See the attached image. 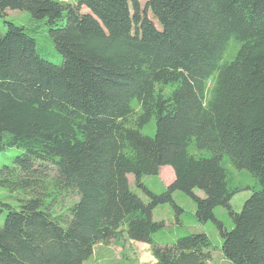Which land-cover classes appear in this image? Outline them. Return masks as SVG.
Instances as JSON below:
<instances>
[{"label":"trees","instance_id":"obj_1","mask_svg":"<svg viewBox=\"0 0 264 264\" xmlns=\"http://www.w3.org/2000/svg\"><path fill=\"white\" fill-rule=\"evenodd\" d=\"M64 2L0 0L46 19L63 55L50 61L24 26H0V152L23 150L0 182L32 192L19 209L3 204L0 264H84L98 243L125 236L150 244L156 264H209L204 232L154 241L165 226L154 209L181 210L177 190L196 201L199 222L217 224L230 264H264V0ZM153 119L155 135L143 134ZM226 156L261 184L239 212ZM165 165L175 177L155 193L143 177ZM50 184L78 194L67 212L45 203Z\"/></svg>","mask_w":264,"mask_h":264},{"label":"rangeland","instance_id":"obj_2","mask_svg":"<svg viewBox=\"0 0 264 264\" xmlns=\"http://www.w3.org/2000/svg\"><path fill=\"white\" fill-rule=\"evenodd\" d=\"M142 2L145 4V0H142ZM68 3L76 4L77 0H65L64 4L67 5ZM1 10L3 11L1 12ZM83 10L84 12H89V9L85 6ZM66 12L67 9H64V14H66ZM5 20L14 21L18 25L24 26L36 38L38 50L44 58L57 64L63 62V55L58 51L50 35L46 19H36L31 12L27 10L3 9L1 7L0 26L4 31L7 30ZM227 55L225 56L226 59L228 58ZM211 83L212 82L208 84L209 88L212 85ZM165 89L169 91L171 86H167ZM156 130L157 125L155 119L141 128L143 134L152 136L155 135ZM22 151L23 150L20 148L11 147L6 151L0 152V178L2 175V168L5 165L10 167L14 166L15 156ZM191 151L197 155L209 154L207 150L200 151L194 146H191ZM224 165L228 172L230 186L241 187V190L237 191L231 199L232 209L239 212L245 200L251 196L255 190L261 188V184L257 177L247 169H237L228 160L227 156ZM174 177L173 168L170 165H165L161 167L159 174L145 175L143 177V182L153 192L163 193L167 186L173 181ZM129 179L131 181L132 191L140 195L145 201H149L145 191L135 183L133 174H129ZM46 191L47 195L44 196L45 203L50 204L51 209L57 214L67 212L68 208L79 199L76 192L72 190L59 191L51 184ZM196 191L198 194L203 195L200 190ZM31 195L32 192L28 191V189H12L4 186L0 182V208H2L0 226L4 223L8 212V208L3 204H8L12 208L19 209L21 203ZM174 199L182 208L181 210H177L171 203H161L154 209V220L165 222V226L154 233V241L158 244H172L180 237L191 233L204 232L209 235L212 242L209 248L211 252L209 264H230L221 250L223 237L217 224L213 220H209L205 223L199 222L196 214V201L184 191L177 190L174 193ZM215 215L217 219L224 222L226 228H233L234 221L229 209L218 206L215 208ZM84 264H156V259L149 244L132 240L125 236L120 240L111 241L109 243H98L95 246L93 255L87 259Z\"/></svg>","mask_w":264,"mask_h":264},{"label":"crops","instance_id":"obj_3","mask_svg":"<svg viewBox=\"0 0 264 264\" xmlns=\"http://www.w3.org/2000/svg\"><path fill=\"white\" fill-rule=\"evenodd\" d=\"M145 243V242H144ZM148 244V243H147Z\"/></svg>","mask_w":264,"mask_h":264},{"label":"clouds","instance_id":"obj_4","mask_svg":"<svg viewBox=\"0 0 264 264\" xmlns=\"http://www.w3.org/2000/svg\"><path fill=\"white\" fill-rule=\"evenodd\" d=\"M150 245V244H149Z\"/></svg>","mask_w":264,"mask_h":264}]
</instances>
